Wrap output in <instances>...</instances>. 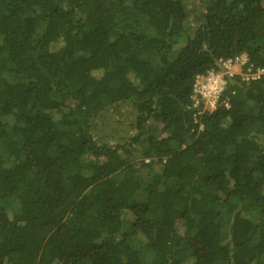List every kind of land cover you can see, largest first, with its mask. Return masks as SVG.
I'll return each instance as SVG.
<instances>
[{
	"label": "trees",
	"instance_id": "obj_1",
	"mask_svg": "<svg viewBox=\"0 0 264 264\" xmlns=\"http://www.w3.org/2000/svg\"><path fill=\"white\" fill-rule=\"evenodd\" d=\"M242 54L264 0H0V264H264V74L190 108Z\"/></svg>",
	"mask_w": 264,
	"mask_h": 264
},
{
	"label": "built area",
	"instance_id": "obj_2",
	"mask_svg": "<svg viewBox=\"0 0 264 264\" xmlns=\"http://www.w3.org/2000/svg\"><path fill=\"white\" fill-rule=\"evenodd\" d=\"M240 56H243L244 67V65L247 63V57L245 54H242ZM237 57L225 60L223 62L224 70L221 72L211 70L207 74L197 76L192 93V104L190 106V108L194 110V117L196 122H199L200 117L205 114L203 113V105L204 107L209 109V111H207L206 113H210L216 108L218 100L227 85L226 76L230 74L228 70L231 69L232 63L237 59ZM246 70L247 71L243 76V78H245L246 80L259 78L262 74H264V68H258L254 70L251 66H249L246 68ZM226 105H228L227 102ZM202 127V124H200V128Z\"/></svg>",
	"mask_w": 264,
	"mask_h": 264
},
{
	"label": "rangeland",
	"instance_id": "obj_3",
	"mask_svg": "<svg viewBox=\"0 0 264 264\" xmlns=\"http://www.w3.org/2000/svg\"><path fill=\"white\" fill-rule=\"evenodd\" d=\"M181 45L182 44L179 46ZM246 71L247 70L243 67V56L237 57L232 63L231 69L228 70L231 75H241L242 77L245 75ZM202 107L204 110L203 113L209 111L204 105ZM130 111L129 107L124 105L108 107L107 110L96 120V123L99 126L97 134L103 136L107 140L112 139V141H119L121 137H127L133 134L134 129L130 128V125L133 122V120H131L132 115H130ZM113 137L115 138L113 139Z\"/></svg>",
	"mask_w": 264,
	"mask_h": 264
}]
</instances>
